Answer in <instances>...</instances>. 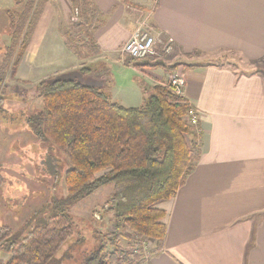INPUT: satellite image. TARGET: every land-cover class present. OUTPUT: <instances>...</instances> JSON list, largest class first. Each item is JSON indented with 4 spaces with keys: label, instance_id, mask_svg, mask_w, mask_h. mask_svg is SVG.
<instances>
[{
    "label": "crops",
    "instance_id": "1",
    "mask_svg": "<svg viewBox=\"0 0 264 264\" xmlns=\"http://www.w3.org/2000/svg\"><path fill=\"white\" fill-rule=\"evenodd\" d=\"M74 1L47 4L19 67V78H30L33 60L43 53L56 16L64 30L63 53L75 55L62 36L81 34L72 29ZM91 1L101 20L92 32L93 47L89 46L94 65L114 62L137 75L134 98L115 102L128 108L143 106L173 72L125 65L122 48L147 15L156 31L174 40L170 56L183 66V98L199 114V162L177 195L157 205L166 213V241L161 250L144 257V264H264V0ZM79 52L82 58L88 56L82 47ZM220 52L234 54L253 70L242 74L203 62ZM65 72L73 73L56 69L35 85L61 79ZM90 87L114 96L112 79L94 81Z\"/></svg>",
    "mask_w": 264,
    "mask_h": 264
},
{
    "label": "trees",
    "instance_id": "2",
    "mask_svg": "<svg viewBox=\"0 0 264 264\" xmlns=\"http://www.w3.org/2000/svg\"><path fill=\"white\" fill-rule=\"evenodd\" d=\"M50 1L15 0V9H23L0 63V104L9 69L20 67ZM73 4L90 30L100 26L99 12L91 0H75ZM79 20L71 21L74 27ZM85 36V43L93 47L92 34ZM125 65L164 67L167 71L177 68L128 56ZM37 88L42 109L28 119L31 132L38 142L51 143L69 163L64 180L67 196L53 199L50 216L39 218L25 235L0 226V251L10 256L5 264L68 261L69 242L75 235L69 207L106 186L114 187L108 208L117 221L116 234L108 233L104 244L84 264H144L141 241H153L154 251L161 250L166 241V213L157 205L177 195L201 156L200 132L187 122L191 106L168 84L156 86L154 94L138 108L124 107L99 89L72 79L45 80ZM41 165L52 174L57 169L48 160ZM103 211L100 209L97 216ZM123 228L130 236L123 234ZM120 239L134 249L118 246ZM107 244L114 250L107 249Z\"/></svg>",
    "mask_w": 264,
    "mask_h": 264
},
{
    "label": "rangeland",
    "instance_id": "3",
    "mask_svg": "<svg viewBox=\"0 0 264 264\" xmlns=\"http://www.w3.org/2000/svg\"><path fill=\"white\" fill-rule=\"evenodd\" d=\"M14 4L15 0H0V63L5 57V47L11 41L9 37L11 31L15 30L21 18L23 8L15 9ZM55 20L57 22L49 29L42 45L43 53L33 60L34 68L29 75L30 78H19V67L16 70L9 69L6 93L3 103L0 104V226L11 228L14 234L28 233L39 218L47 219L50 216L53 199H64L67 196L64 180L65 173L70 168L69 163L51 143L38 142L31 132L28 119L42 109V100L38 96V85H35V81L39 78L45 79L51 71L64 69L73 73L65 72L66 75L60 77L61 79H72L83 85L93 86L94 81L112 79L114 96H111V100L113 102L117 99L122 100L123 97L134 98L135 96L134 79L137 75L129 67L119 66L114 62H108L109 64L104 62L102 66L94 65L95 58L89 50L90 45L85 43V34H92L93 30H90L81 18L78 27L71 26V28H76V31L81 32L82 35L78 36L77 33L72 35L67 32L62 35L70 49L75 51V55L63 53L64 44L60 33L64 30L60 26L58 16ZM81 47H85V54L88 55L85 58L80 55ZM47 49H49L48 52L44 54V50ZM76 51L80 53V56ZM169 56L150 60L165 61L170 65L176 64L178 71L181 72L183 66L176 63V58L172 59L173 56L168 58ZM51 59L53 60L50 61ZM167 60L170 61L167 62ZM203 62L231 67L242 74H248L253 70L250 65L230 52H220L206 57ZM191 63L193 62L188 65ZM258 68L260 67H255V69ZM164 83L167 84L168 79ZM47 160L56 166L54 174L41 165V162ZM40 165L44 169L40 168ZM113 193L114 187L106 186L69 207L74 220L75 235L69 242V245L72 243L69 253L71 258L61 264H84L90 254L102 243L104 244L107 234L116 232L117 221L114 213L108 209V202ZM46 207L47 210H45ZM42 209L44 211H41ZM100 209L104 211L100 213L101 217H98L97 212ZM37 212H40L39 215L34 216ZM28 225L31 227L29 228ZM122 232L125 236H130L126 228H123ZM141 245L145 252L143 257L150 255L154 248L153 241L144 239ZM118 246L129 250L134 249L122 239L119 240ZM106 247L111 251L114 250L111 245L107 244ZM9 258V255L0 251V264H5Z\"/></svg>",
    "mask_w": 264,
    "mask_h": 264
},
{
    "label": "built area",
    "instance_id": "4",
    "mask_svg": "<svg viewBox=\"0 0 264 264\" xmlns=\"http://www.w3.org/2000/svg\"><path fill=\"white\" fill-rule=\"evenodd\" d=\"M79 18L80 12L75 10L72 20L78 22ZM149 18L147 15L140 18L130 39L122 48L123 55L141 61L145 59H160L173 54L175 49L174 40L156 31L151 25ZM167 84L175 95L183 97L185 77L182 73L179 71L171 73ZM186 117L187 122L192 127L198 128L199 114L195 108L191 107Z\"/></svg>",
    "mask_w": 264,
    "mask_h": 264
},
{
    "label": "water",
    "instance_id": "5",
    "mask_svg": "<svg viewBox=\"0 0 264 264\" xmlns=\"http://www.w3.org/2000/svg\"><path fill=\"white\" fill-rule=\"evenodd\" d=\"M109 209V208H108Z\"/></svg>",
    "mask_w": 264,
    "mask_h": 264
}]
</instances>
